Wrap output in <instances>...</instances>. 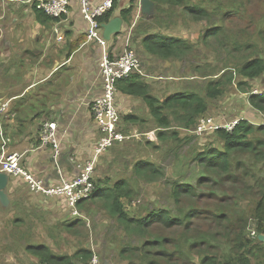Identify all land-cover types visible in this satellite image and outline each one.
I'll use <instances>...</instances> for the list:
<instances>
[{
  "label": "trees",
  "instance_id": "1",
  "mask_svg": "<svg viewBox=\"0 0 264 264\" xmlns=\"http://www.w3.org/2000/svg\"><path fill=\"white\" fill-rule=\"evenodd\" d=\"M135 1L131 0L130 6L120 11L124 21L130 19ZM153 1L155 10L151 21L154 24L163 22L160 15L166 9L163 5L182 6L190 13V21L205 23L199 44L205 48L212 44L215 55L225 52L228 60H233L234 64L231 66L225 62L213 74L214 78L202 72L199 65L194 67L205 78L201 86L204 87L203 93L202 89L198 91L187 86L162 101L146 96L149 111L155 116L159 127L156 138L161 144L146 140L144 145L163 149L168 142H173L178 147L181 139L175 130H171L172 121L181 128L194 127L198 118L208 110L209 101L221 96L234 81L242 93L249 94L251 106L264 115V92L252 93L250 84L251 80L264 74V0ZM113 8L114 1L112 8L99 18L100 22H108L112 18ZM36 9L38 17L44 15L42 10ZM235 18L240 20L242 27L237 31L233 29ZM143 45L148 52L164 59L182 60L195 49L194 43L179 36L158 35L153 40L143 41ZM129 76L135 79L133 81H138L126 83L121 90L130 93L146 91L147 86L139 80V74ZM118 83L119 80L117 88ZM218 119H215L217 123L228 120L223 117ZM209 134L221 141L223 148L217 149L209 143L194 153L193 163L199 166L195 184L172 183L171 196L175 205L154 208L146 217L127 212L123 200L133 199L139 180L155 182L165 174L162 166L143 159L133 163L130 170L132 176L118 177L114 181L108 178L94 181L95 189L90 196L77 202L78 209H82L87 201L98 203L96 205L118 223L122 235L119 237L117 256L125 264H264V241L258 238L259 234L264 235V182H260L261 179H255L254 183L249 181L255 175L251 174L250 164L249 170L246 167L240 174L236 171L244 166L240 156L242 152L264 168V124H251L243 118L232 131L219 128L195 136L204 139ZM173 154L178 157V148ZM202 185L205 188H195ZM244 191L254 201L250 214L241 205L243 198H246ZM202 197H206L203 202L206 208L198 204ZM182 198L188 200V204L181 205L179 200ZM210 199L218 202H213V208ZM228 203L229 207L226 206ZM235 213L237 217L233 220L230 214ZM249 217L254 219L255 238L249 236L248 230L247 233L245 231ZM81 218L71 215L64 225L72 230L82 223ZM155 228L158 232L151 234ZM226 231L230 232L226 234ZM26 249L37 258L32 259L31 264H87L92 257L91 250L85 248L70 256L54 253L47 245L39 243H30Z\"/></svg>",
  "mask_w": 264,
  "mask_h": 264
},
{
  "label": "crops",
  "instance_id": "2",
  "mask_svg": "<svg viewBox=\"0 0 264 264\" xmlns=\"http://www.w3.org/2000/svg\"><path fill=\"white\" fill-rule=\"evenodd\" d=\"M101 1L90 0V6L94 7ZM130 2L114 0L112 18L121 17L120 11L128 8ZM36 4L37 0H0V100L9 101V107L0 119V152L3 141L6 142L8 153L24 152L21 165L42 179L45 185L53 186L62 179L69 180L76 176L79 167L93 155L98 129L92 116L91 103L102 93L99 61L104 49L112 56L120 55L128 34L130 44L133 45L131 34L139 32L138 44L143 51L148 52L143 41L149 40L153 34L154 38L171 34L159 30L156 24L153 30L154 22L144 15L141 18L145 22L136 24L140 12L138 2L135 1L130 19H122V29L112 35L110 40H106L105 47H102L96 41H86L88 23L82 16L78 1H72L68 13L61 18H52L46 14L38 17ZM163 7L174 8L167 5ZM55 28H58V32ZM156 57L172 62L171 59ZM141 61L144 72L145 62ZM143 77L147 76L140 75L139 80L147 89L140 90V93L121 90L126 83L138 80L133 81L135 79L132 80L131 76L119 80L115 103L120 122L126 124V128L129 126L136 130L138 126L142 129L150 122L155 124V116L149 111L146 96L162 101L177 91L168 92L160 98L152 92ZM255 80L250 82L251 91L258 90L264 82L258 78ZM246 94L234 95L230 105L235 110L232 116H242L251 124H262L264 115L251 106L249 94ZM247 107L253 112L247 111ZM214 117L219 120L217 115L214 114ZM259 119V122L254 121ZM45 121H55L61 136V154L57 166L52 158L51 147L40 146V129ZM154 132L149 131L147 134V140L153 143L157 142ZM156 151L165 152L164 149H152V152ZM158 153L145 157L152 159L153 154ZM141 159L149 161L144 158L138 160ZM7 197L9 204H0V240L2 238L7 243L12 233L19 235L24 232L29 220L35 221L37 232L38 226L43 227V218L47 227L61 218L66 219L62 216H66L68 221L71 218L65 197L31 193L22 178L9 177ZM5 231L12 233L5 235ZM0 245L5 253L6 245L3 247L1 242ZM18 247L23 249L22 246ZM23 251L27 253L26 247ZM24 264H28L27 257L24 258Z\"/></svg>",
  "mask_w": 264,
  "mask_h": 264
},
{
  "label": "rangeland",
  "instance_id": "3",
  "mask_svg": "<svg viewBox=\"0 0 264 264\" xmlns=\"http://www.w3.org/2000/svg\"><path fill=\"white\" fill-rule=\"evenodd\" d=\"M164 10L165 11L160 14L162 15L163 22L160 25H157L156 28L163 30V32H169L171 36L177 35L188 42L194 43L195 49L182 60L171 59L172 62L164 61L158 59L154 54L152 55L143 51L142 47L138 44L139 37L137 35L139 32H133L131 34L133 39V45H131V47L145 62L146 70H144V72L147 77L143 78H146L145 80L148 81V85L152 88V92L160 98L166 96L165 94L168 92L182 90L187 86L194 87L195 90L198 91L202 89L201 93H203L204 87L202 88L201 86L204 83L205 78L202 77L198 71H195L194 67L199 65L202 72H205L206 74H209V77L214 78L215 75L213 74L216 73L218 69H221L225 62L233 66L234 61L228 60L225 52H220L221 55H215L212 50V44H209L206 48L199 44L203 25L205 26V23L190 21V13L185 8L180 6L178 8H166ZM136 18V24H143L145 22V20L141 18V14ZM234 21V31L242 29V27H240V20L235 18ZM154 29L155 24H153V30ZM154 35L155 34L151 36V40H153ZM238 78L239 75L236 73V79ZM258 79L264 80V76H260ZM254 82L257 83V80ZM235 83L236 81L232 82L227 91L221 96L209 101L208 110L204 115L214 116L215 114L218 117L228 119L227 121L236 118L232 116V114L235 113V110L232 109L234 107H230L231 100L234 99L236 93L240 95L242 92L236 87ZM258 90L262 91V93L264 92V82L259 85ZM246 95L248 96V93ZM246 110L253 112V110L248 107ZM240 118L243 117L241 116ZM260 120L261 119L254 121L259 122ZM262 123L264 124V120ZM126 127V124L123 125V122H120V128L122 129V132L128 134V139L115 144L100 157L93 178L96 183L106 178H108L109 181H114L118 177L132 176V171L130 172L132 165L140 158L148 159L149 161L152 160L155 165L161 164L165 171L164 177L155 182H145L142 179L139 180V184L135 187L136 193L133 195V199L124 198L123 200L128 213L138 214L142 217H146L154 208L171 207L175 205L174 198L171 196V187L174 181H178L180 184H195V178L199 166L196 163H193L192 157L197 150L205 148L210 145L209 143H212L210 146L217 149L221 150L223 148V143L216 140L213 134L207 135L204 139H199L193 134V127L190 129L181 128L175 123V121H172L171 130H175L178 133V138L181 139L179 146L177 147L173 142H168L163 148L165 152L156 151L159 152L158 154L160 155L156 154L158 155L156 156L153 154L151 159L145 156L156 152H152L153 148L150 145H144V142L148 139L147 134L149 131H155L154 133L156 134L159 129L156 125V120L155 124L150 122L142 129H140L141 126H138L136 130L129 126L128 128ZM155 143L161 144L158 139ZM177 148L178 157L173 154L177 151ZM240 156L243 159L244 166L239 170L235 169L237 173H242L246 167L249 170L250 164L252 166L251 174H255L256 176L254 175V177H250L249 181L254 183L255 179H261L260 182H264V168L260 163L255 162L253 158H249L245 152H242ZM180 173H183L184 175H179ZM237 186L242 187L241 184H237ZM195 188H205V185ZM243 195L246 198H243L241 205L246 212L250 214L253 209L254 201L253 199L251 200L248 192L244 191ZM205 199L206 197H202L198 200L199 206L206 208L203 205ZM210 200H212V203L214 201L218 203L217 200ZM94 203L95 202L93 201H87L84 204V206L86 204L87 206H82L85 209H78L81 214L80 217H82V223L77 224L72 230L66 228V225L64 224L68 222V218L62 216L67 220L61 218L48 227L46 226L45 218H43V227L39 228L38 226L37 232H35L34 228L36 227L35 221L32 222L31 220L26 222L27 228L24 229L22 234L17 235L13 234L12 231H5V235L12 234L10 235L11 240L8 238V243L7 241H3L2 238L0 240L3 247L6 245L7 249L4 253L2 246L0 245V264H24L25 257H27L28 264H31V259L36 258V256L30 252L25 253L23 251L24 247H26V243L27 245L30 243L45 244L52 250V252L68 256L72 255L77 250L85 248L91 250L92 255L95 254L98 256L100 264H125V261H121L117 256L119 242L121 240L119 237L122 235L118 223L104 213V211L96 205L98 203ZM179 203L181 205L188 204V200L182 198L179 200ZM212 205L213 208L215 204L213 203ZM226 206L229 207L230 204L228 203ZM61 215L60 212L59 217H61ZM230 216L235 220L237 214H230ZM253 222L254 219L249 217L247 228L245 230L246 233L247 230L250 232L254 229ZM156 232H158V230L155 228L151 230L150 233L153 234ZM228 232L230 231H226V234ZM19 239H21V243ZM18 246H22L23 249H20Z\"/></svg>",
  "mask_w": 264,
  "mask_h": 264
},
{
  "label": "built area",
  "instance_id": "4",
  "mask_svg": "<svg viewBox=\"0 0 264 264\" xmlns=\"http://www.w3.org/2000/svg\"><path fill=\"white\" fill-rule=\"evenodd\" d=\"M75 0H37V8L44 14L52 18H61L69 10L70 3ZM78 1L83 18L87 21L86 41H96L105 47L106 39L102 35V27L99 18L109 11L113 6L114 0H102L96 6H90V0ZM138 7H139V0ZM58 32V28H55ZM129 35L126 38L125 47L120 55L112 56L104 49L99 61V71L102 80V93L91 103L94 121L99 131L94 143V151L91 158L86 160L80 167L76 176L71 179H62L59 184L47 186L42 179L34 176L29 170L21 165L24 152L6 151V142L3 141L0 152V171L9 177L22 178L31 193L48 197H65L66 204L72 216H81L77 208V202L88 198L95 189L94 174L98 164V158L102 156L110 147L128 139V134L122 132L120 128V116L115 103L117 92V82L131 74H145L142 70V61L136 51L131 47ZM252 93L261 94L260 90H253ZM9 102L0 100V119L7 111ZM243 119L240 117L223 123H217L212 116L201 115L192 132L196 136H202L208 131L219 128L232 131L238 122ZM40 146H50L52 158L58 165L61 154V136L55 121H45L40 129ZM255 226L249 232L251 238L256 237ZM87 264H100L97 255L93 254Z\"/></svg>",
  "mask_w": 264,
  "mask_h": 264
},
{
  "label": "water",
  "instance_id": "5",
  "mask_svg": "<svg viewBox=\"0 0 264 264\" xmlns=\"http://www.w3.org/2000/svg\"><path fill=\"white\" fill-rule=\"evenodd\" d=\"M155 9V3L153 0H139V12L144 15L147 19L151 18ZM123 20L119 16L111 18L108 22H103L102 35L104 39L110 40L112 35L117 34L122 29ZM9 183V175L3 171H0V204L7 206L9 200L7 197V185ZM260 240L264 239L263 234H259Z\"/></svg>",
  "mask_w": 264,
  "mask_h": 264
},
{
  "label": "bare ground",
  "instance_id": "6",
  "mask_svg": "<svg viewBox=\"0 0 264 264\" xmlns=\"http://www.w3.org/2000/svg\"><path fill=\"white\" fill-rule=\"evenodd\" d=\"M9 102V101H8Z\"/></svg>",
  "mask_w": 264,
  "mask_h": 264
}]
</instances>
